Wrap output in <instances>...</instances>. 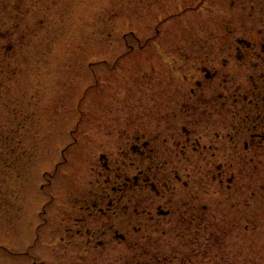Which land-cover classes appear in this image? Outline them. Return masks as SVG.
Listing matches in <instances>:
<instances>
[{
	"label": "rangeland",
	"instance_id": "rangeland-1",
	"mask_svg": "<svg viewBox=\"0 0 264 264\" xmlns=\"http://www.w3.org/2000/svg\"><path fill=\"white\" fill-rule=\"evenodd\" d=\"M22 2L0 264H264V0Z\"/></svg>",
	"mask_w": 264,
	"mask_h": 264
},
{
	"label": "trees",
	"instance_id": "trees-1",
	"mask_svg": "<svg viewBox=\"0 0 264 264\" xmlns=\"http://www.w3.org/2000/svg\"><path fill=\"white\" fill-rule=\"evenodd\" d=\"M12 1L9 3H5V1L0 2V43L11 35V30L15 27H9L8 23L15 22L16 26H18L20 24L19 22L24 17L22 0L16 2ZM10 46H12L13 50V44L10 45L9 42L2 44V46H0V53L6 55L11 49Z\"/></svg>",
	"mask_w": 264,
	"mask_h": 264
}]
</instances>
